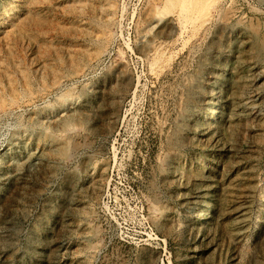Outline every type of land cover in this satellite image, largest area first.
<instances>
[{
  "label": "rangeland",
  "instance_id": "374dc122",
  "mask_svg": "<svg viewBox=\"0 0 264 264\" xmlns=\"http://www.w3.org/2000/svg\"><path fill=\"white\" fill-rule=\"evenodd\" d=\"M199 2L0 0V264H264V0Z\"/></svg>",
  "mask_w": 264,
  "mask_h": 264
},
{
  "label": "bare ground",
  "instance_id": "6f19581e",
  "mask_svg": "<svg viewBox=\"0 0 264 264\" xmlns=\"http://www.w3.org/2000/svg\"><path fill=\"white\" fill-rule=\"evenodd\" d=\"M198 1H200L201 2V0H198ZM204 1V0H203ZM206 1V0H205ZM211 1V0H210ZM195 2V1H194ZM199 2V3H200ZM215 2H217V1H215ZM214 2V3H215ZM192 3V2H191ZM197 3V2H196ZM204 3V2H203ZM213 3V2H212ZM208 4V3H207ZM193 5H195V4H193ZM201 5V4H200ZM199 5V6H200ZM206 5V3L204 4V6ZM188 7V6H187ZM201 7V6H200ZM212 7V6H211ZM215 7V6H214ZM203 8V7H202ZM205 8V7H204ZM208 9V8H207ZM216 9V8H215ZM225 10V9H224ZM203 11L204 12H206L205 11V9H203ZM168 12V11H167ZM203 12V13H204ZM209 12V11H208ZM164 13H166V12H164ZM202 13V12H201ZM200 13V14H201ZM197 14H199L198 12H197ZM205 14V13H204ZM194 15V14H193ZM208 15V14H207ZM206 15V16H207ZM223 15H224V13H223ZM196 16V15H195ZM194 16V17H195ZM205 16V15H204ZM199 17H200V15H199ZM188 18V17H187ZM196 18V17H195ZM197 19V18H196ZM198 20V19H197ZM191 22V21H190ZM220 35V34H219ZM222 35V34H221ZM219 37V36H218ZM102 38V37H101ZM19 89V88H18ZM215 113H216V108H215V106H213V107H210L206 112H205V116H204V119L205 120H207V119H211L214 115H215ZM209 205H210V202H208V203H206L205 204V207L199 212V214H198V220L199 221H203V220H205L206 218H207V216H208V207H209Z\"/></svg>",
  "mask_w": 264,
  "mask_h": 264
}]
</instances>
